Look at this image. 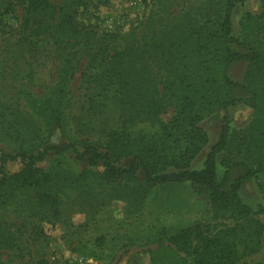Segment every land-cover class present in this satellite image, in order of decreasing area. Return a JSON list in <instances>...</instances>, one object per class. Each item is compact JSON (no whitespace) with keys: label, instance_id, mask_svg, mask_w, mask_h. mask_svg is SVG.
<instances>
[{"label":"rangeland","instance_id":"1","mask_svg":"<svg viewBox=\"0 0 264 264\" xmlns=\"http://www.w3.org/2000/svg\"><path fill=\"white\" fill-rule=\"evenodd\" d=\"M229 1L49 0L47 12L27 20V1L0 0V155L48 141L34 101L56 89L65 59L59 56L57 41L68 42L73 30L78 36L71 41L75 71L64 96V127L58 138L104 144L121 123L118 85L109 71L113 52L126 43L140 45L164 88L178 70L188 64L193 67L196 60L184 32L193 29L191 39L210 41L213 46ZM235 1L233 34L264 53V0ZM247 66L246 61L235 62L231 78L243 81ZM237 95L249 96L240 90ZM177 110L178 104L172 102L161 120L170 123ZM224 115L223 111L203 114L199 125L209 141L195 157L193 169L204 166L219 140ZM257 118L255 109L246 104L230 107L232 142L228 151L219 154L218 167L220 177L230 161H246L257 169L240 196L259 211L264 208V154L243 143L254 131ZM132 131L161 134L155 122L139 123ZM39 166L51 173L41 187L49 197L29 186L8 188L0 200V220L12 237L0 249L3 264H66L79 254L93 257L96 264H194L192 248L190 253L179 251L169 240L188 225L212 218L209 202L190 182L158 185L143 196L138 182L106 181L100 175L102 168H90L69 156L51 155ZM22 167L16 161L8 169L17 172ZM83 170L90 171L76 181ZM244 172L238 166L233 179ZM64 174L74 183L63 187ZM257 217L264 224V214ZM238 264H264V235L261 251Z\"/></svg>","mask_w":264,"mask_h":264},{"label":"trees","instance_id":"2","mask_svg":"<svg viewBox=\"0 0 264 264\" xmlns=\"http://www.w3.org/2000/svg\"><path fill=\"white\" fill-rule=\"evenodd\" d=\"M25 1L28 3L27 20L50 8L49 0ZM235 5V0L228 2L213 46L210 41L191 39L195 33L187 28L184 34L188 38L185 40L190 41L196 60L193 67L188 64L185 69L178 70L174 81L164 88L140 51V45L126 43L113 52L109 71L118 85L121 123L109 133L104 144H79L58 138L64 127V96L75 71L71 41L78 40V36L73 30L68 42L62 40V45L57 41L59 56L65 59L56 89L47 98L34 101V108L44 121L48 141L40 147L1 153L0 200L8 188L17 190L34 186L43 190L41 187L50 179L51 173H46L39 164L51 155L69 156L90 168H102L100 175L106 181L130 179L138 182V192L143 196L146 190L158 185L190 182L194 190L209 202L212 218L188 225L169 240L179 251L190 253L192 248L194 264H238L259 253L264 224L257 215L264 214V208L256 211L240 196L241 188L256 176L257 169L246 161H230L220 177L218 167L219 154L228 151L232 142L229 109L238 104L255 109L258 117L254 121V131L243 143L259 148L260 154H264V53L253 43L233 34ZM177 41V37L173 39V46ZM232 44L246 51L237 50ZM186 56L189 58L190 54ZM237 61L248 62L243 81H236L229 74ZM237 90L249 96H238ZM172 102L178 104V110L167 124L160 115ZM206 111H223L224 121L219 140L208 152L204 166L193 169L195 157L209 141L208 133L199 125ZM143 122L157 123L161 134H134L133 127ZM16 161H20L23 167L10 172L9 164ZM238 166L245 172L233 179ZM89 171L83 170L76 181L85 178ZM70 177L63 175V187L74 183ZM39 195L49 197L44 190L39 191ZM11 239L0 220V249ZM0 264L3 263L0 261Z\"/></svg>","mask_w":264,"mask_h":264},{"label":"built area","instance_id":"3","mask_svg":"<svg viewBox=\"0 0 264 264\" xmlns=\"http://www.w3.org/2000/svg\"><path fill=\"white\" fill-rule=\"evenodd\" d=\"M66 264H96L93 257L89 255H76L69 259Z\"/></svg>","mask_w":264,"mask_h":264}]
</instances>
